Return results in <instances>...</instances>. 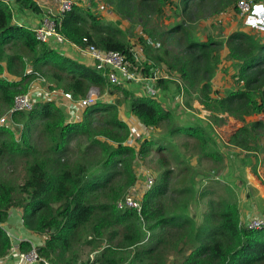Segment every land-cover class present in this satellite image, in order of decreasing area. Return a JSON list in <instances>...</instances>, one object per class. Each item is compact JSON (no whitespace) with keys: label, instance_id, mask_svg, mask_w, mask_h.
Listing matches in <instances>:
<instances>
[{"label":"trees","instance_id":"obj_1","mask_svg":"<svg viewBox=\"0 0 264 264\" xmlns=\"http://www.w3.org/2000/svg\"><path fill=\"white\" fill-rule=\"evenodd\" d=\"M72 1L71 11L56 21L59 33L78 51L95 46L120 52L132 71L147 77L164 70L184 84L187 108L198 100L210 117L208 122L176 127V112L161 99L174 80L160 79L154 97L130 88L139 87L134 83L114 85L108 69L98 71L55 43L38 41L32 28L17 23L19 15H48L35 0H0V101L8 112L16 97L28 94L35 82L48 92L71 94L75 101L86 98L93 87L107 96L81 110L73 122L52 98L35 101L31 111L12 113L10 125L0 123V163H26L22 184L0 178V259L12 250L5 226L16 210L25 230L37 238L34 244L23 239L21 252L36 249L38 264H264V230L245 226L236 191L238 186L247 188L243 167L254 165V173L264 167V124H246L229 144L215 129L225 122L219 115L246 123L247 117L264 114V34L239 27L227 36L217 30L203 38L192 26L207 12L213 17L238 12L240 0ZM97 5L131 21L132 28L106 24L93 10ZM167 8L181 11L174 26H150L154 16L167 14ZM137 50L143 56L139 62ZM221 73L226 84L231 82L229 89H215L213 80ZM172 93L179 98L181 87L176 84ZM130 120L146 133L166 124L168 135L158 140L141 132L135 138ZM36 128L46 139L44 150L33 143ZM180 134L195 141L193 153L178 151L173 139ZM74 142L81 154L77 160L70 157ZM154 151L169 152L174 161L162 158L155 186L142 193L135 163L149 172L146 159ZM89 154L99 156L92 166L85 159ZM203 161L241 163L239 170L232 168L229 183L224 175H204L197 168ZM169 163L182 176L177 184H172L176 173ZM210 182L220 193L213 186L198 188ZM134 188L141 193V211L119 209L118 202ZM205 198L208 211L192 215V206Z\"/></svg>","mask_w":264,"mask_h":264},{"label":"rangeland","instance_id":"obj_2","mask_svg":"<svg viewBox=\"0 0 264 264\" xmlns=\"http://www.w3.org/2000/svg\"><path fill=\"white\" fill-rule=\"evenodd\" d=\"M241 1V0H240ZM248 1V0H246ZM258 1V0H255ZM259 2H264V0H260ZM38 3V2H37ZM42 9L45 10V12H49L48 6L49 5V0L46 1V3H38ZM84 6H87L86 4ZM93 10L95 11V14L97 16H100V19H102L106 24H113L118 28L121 29H129L132 28L131 26V21H126L123 19H120L119 17H117V19L115 17H113L111 15V13H109L105 6H95L93 7ZM167 14L164 15L162 18H159L158 16H154L152 19V22L150 24V26L156 25L158 28H162L163 30L166 28H170L173 27L174 24L176 23L177 19L175 18L176 14L180 13L181 11L176 10L174 8H167L166 10ZM170 15V16H169ZM186 15H184V18ZM204 16V15H203ZM214 15L210 14V12H207L205 14V16L203 18H200L198 20H196V22L193 23V27L197 28L198 31L203 34V38H205L207 36V34H214L217 30H221L222 34L227 36L229 35L231 32L237 30L239 27L243 28L245 31L247 32H253L254 34H260L256 31H254L253 29L246 27L245 25V20H243L239 14V12H230L228 14H221L217 17H213ZM20 23V22H18ZM213 24H216V28H214ZM223 26V27H222ZM223 29V30H222ZM133 34H138L136 32H133ZM133 39H136V37L133 35L132 37ZM171 49H173L174 51H178L179 48L174 47L173 45L171 46ZM67 54H71L72 49H67ZM74 53L79 54L81 51L78 50H73ZM139 50H137L138 53ZM79 52V53H78ZM73 55V54H71ZM224 69V68H223ZM221 76V75H220ZM35 86L33 87L32 90H35V92H37V97H36V101L41 100L43 97L44 99H52L54 98L53 93L57 92H48L46 88H43L41 85H39L37 82H35ZM214 83V87L215 89H229V87L231 86L230 83L226 84L224 82V80H220L219 77H216L215 80H213ZM142 86L136 87V86H131L130 88H134L136 89V91L138 93H143ZM95 94L98 95V100L101 101L103 99H105L107 96H104L100 90L98 89H93ZM176 91V84H171L170 86V91L168 92V94L164 95L161 99H162V103L163 106H165L168 109H172L173 111L176 112V116H177V124L175 123V126L177 127V125L179 126H185L188 125V123H192L193 125L198 124L199 120H204L208 122L209 117L207 116V114H209L208 111H206L204 109V106L200 104V102L198 100H194L192 101V108H190V112L186 111L184 109V107L182 106V104L185 105V107L187 108V104L186 102L189 101V97L188 95H185L184 98L181 100V98H178L175 96L172 92ZM59 94H62V92H57ZM36 96V95H35ZM180 96V95H179ZM181 101V103H180ZM201 105V106H200ZM7 109L6 107L2 104V102L0 101V120L1 118L6 115L7 113ZM66 117L67 120L69 122H73L75 121L74 118L78 116V118L80 117V115H76L74 113H71L69 111H66ZM82 112V111H81ZM80 112V114H81ZM178 112V113H177ZM224 116V115H223ZM222 115H220L221 118H225L226 121L224 122L225 124H228V117H223ZM129 124L132 125V131L134 132V137L138 138V136H140L141 132L144 136L146 137H154L158 140L162 139V137L168 135L169 132V126L168 125H164L161 127L160 131H156V132H151V133H146L144 130L141 131L139 130L138 124L133 121L130 120ZM219 126V127H217ZM216 126V129H218V132L220 134L223 135V137L225 138L226 136L224 135V132H226L224 129L227 126L222 127V124H219ZM231 128V127H230ZM15 132L17 133L18 130H15ZM217 134V133H216ZM218 135V134H217ZM33 143L37 144V146L40 149H46L47 147V142L45 137L41 134V130H37V128L35 129L33 135ZM219 138V136H217ZM165 138V137H164ZM163 142V141H162ZM132 143V142H131ZM173 143L174 145L178 148V151L182 154H184L185 152H189V154L193 153L194 149L196 148V143L193 139L188 138L182 134L180 135H176L173 139ZM188 144L186 146H184V144ZM73 148L74 151H72V153L70 154V157L72 160H77L81 158V154L77 151V149L74 147L75 146V142L73 143ZM162 158H166L169 162H173L174 161V156L169 153V152H164V153H158L156 151H154L147 159H146V163L147 166L150 167L148 169L149 172L151 174L154 175V177L156 179H158V173L161 169L160 166V160ZM85 159L88 161V165H93L95 164L96 161L99 160V156L97 155H90L87 157L85 156ZM193 160V158H192ZM83 161V158H82ZM196 160H194L195 162ZM237 163H234L233 165H235ZM136 168H138V171L141 170L142 168L144 169V167H142L143 165L140 164L139 162L135 163ZM26 163L24 160H17L14 163H9L8 160L7 161H3L2 163H0V178L5 179V180H12L16 185H20L24 182L25 177H26ZM96 166L92 167L93 172H96L98 170V168H95ZM169 168H175V165H171L169 163ZM197 168L203 172L204 175L214 178L217 176H222L224 174L225 177H227L225 179V181L230 182V177L227 176V173L225 174V169L226 166L225 165H221V163H215V162H206L203 161L201 164L197 165ZM236 169L239 170L240 166H236ZM173 172L176 173L175 177L172 180V184H177L176 181L180 178H182L181 175L178 174V169L175 168V170L173 169ZM139 176V175H138ZM201 179V178H200ZM229 179V180H228ZM142 184V181L140 182ZM139 183V185H140ZM138 185V186H139ZM209 186H213L212 188H214V190L216 191V194L220 193V187L216 186L210 182V185H206V184H200L198 186V188H200V190H205L204 188H207ZM141 187V186H140ZM138 187V188H140ZM236 190V189H235ZM237 191V190H236ZM177 197V195L175 196V198ZM212 198H215L216 195L211 196ZM207 201L208 198H205L201 201L200 205H194L191 208V214L192 215H196V217H198L199 215H202L203 212H207L208 211V205H207ZM198 215V216H197ZM88 250V249H86ZM88 257V251L84 254L83 259L87 260ZM9 264H14L13 260H9Z\"/></svg>","mask_w":264,"mask_h":264},{"label":"built area","instance_id":"obj_3","mask_svg":"<svg viewBox=\"0 0 264 264\" xmlns=\"http://www.w3.org/2000/svg\"><path fill=\"white\" fill-rule=\"evenodd\" d=\"M49 5L48 15L44 16L38 26L33 29L37 40L51 45L55 43L56 48L62 47L65 51H68L67 49L78 50L79 48L75 44L69 43L65 37L59 33V25L56 21L57 17L71 11L73 1L50 0ZM237 10L241 18L245 20L246 27H249L260 34H264V2L241 0L237 4ZM81 51L98 71L109 70V79L114 85H129L134 83L142 86V94L154 97L158 95L157 82L160 79L174 80V82L181 87L179 99L181 98L182 100L185 96L184 84L180 80L168 76L164 70H154V74L147 77L142 73L132 71L125 56L120 52H105L95 46H91L88 49ZM136 60L138 62L143 60V56L140 52L136 53ZM93 89L97 88H91L87 97L78 101H75L73 96L68 93L59 94L54 92L53 96L60 107L65 108L66 111L81 116V110L96 104L98 101V95L95 94ZM36 97L37 92H35V90H31L28 94L16 97L13 109L1 118L0 123L3 125H10L12 124V113L33 110ZM182 106L186 111L190 112L184 104H182ZM77 118L78 116L75 117L74 120ZM139 175L143 180L141 186L143 189L141 192L144 193L152 190L156 184V178L154 175L150 172H146L144 169L139 171ZM139 195H141V193ZM139 195H137L136 189L134 188L123 200L118 202V208H135L138 211H141L142 204ZM245 226L251 230H264V215L250 218L245 222ZM7 233L12 240V250L8 257L0 259V264H9V260H13L14 264H38L41 261L36 249H33L30 253L21 252V242L23 239L15 238L9 232ZM30 242L34 244L33 241Z\"/></svg>","mask_w":264,"mask_h":264},{"label":"crops","instance_id":"obj_4","mask_svg":"<svg viewBox=\"0 0 264 264\" xmlns=\"http://www.w3.org/2000/svg\"><path fill=\"white\" fill-rule=\"evenodd\" d=\"M35 1L38 3L39 2L46 3V1L48 0H35ZM113 17L117 19V16H113ZM41 19L42 18L40 16H34L32 15V13L31 14L27 13L26 15H19L17 17V23L20 22L18 23L19 25H24V26L34 29L35 27L38 26ZM71 54H73V56L78 57L80 60H85L87 63L90 62V60L87 59V57L84 55L83 52H80L79 54H77V53H74V51H71ZM83 56L85 57V59ZM222 75H223L222 73L219 74L220 80H222ZM41 100H44V97ZM207 116L210 117V112L209 114H207ZM223 117H228L229 119L227 121L228 124H225V123L222 124V127L227 126L224 129L225 131L227 130L226 132H224V135L226 137L224 138L223 135L218 132L219 128L216 129V126H215V129H216V133L218 134L217 136H219V138H221L224 142H226V144H229L231 137L235 135L246 124H250V123H254L258 121L263 122L264 124V114L247 117L246 123L236 120L233 117H230L228 115H224ZM261 144L262 146H264V136H262ZM240 163L241 161H237L236 165L225 164L226 166V169L224 171L225 174L227 173V176H230V174L233 173L232 168L239 166ZM253 167L254 165L252 164H249L243 167V177H244V180L247 181V188L242 187V186L237 187V192L239 195V205L242 211V218L244 222H246L252 217L264 215V167H260V166L257 167L256 173L253 172ZM248 195H251V197H248ZM5 229L7 232L12 234V236H14L15 238L24 239L27 241H33V243L34 241H37L36 237L33 238L31 234L29 235V233L25 230L23 223H22L21 213L19 211L15 210L12 213V216L10 217L7 225L5 226Z\"/></svg>","mask_w":264,"mask_h":264},{"label":"water","instance_id":"obj_5","mask_svg":"<svg viewBox=\"0 0 264 264\" xmlns=\"http://www.w3.org/2000/svg\"><path fill=\"white\" fill-rule=\"evenodd\" d=\"M10 1H12V0H10Z\"/></svg>","mask_w":264,"mask_h":264}]
</instances>
